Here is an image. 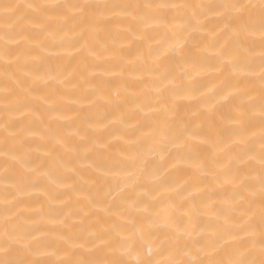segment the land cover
I'll list each match as a JSON object with an SVG mask.
<instances>
[{"label":"bare ground","instance_id":"bare-ground-1","mask_svg":"<svg viewBox=\"0 0 264 264\" xmlns=\"http://www.w3.org/2000/svg\"><path fill=\"white\" fill-rule=\"evenodd\" d=\"M224 2L227 0H0V4L19 5ZM62 11L71 17L75 10ZM164 13L162 24L148 28H133L129 19L109 13L90 39L98 54L103 45L107 55H90L79 43L86 25L55 17L48 21L49 31H44L37 26L40 10L27 7L17 10L13 21H22L24 29L22 36L19 29L14 32L21 43L9 45L15 54L4 58L0 39V227L7 186L9 198L19 205H9V227L19 224L33 231L41 229L36 235L51 244L44 249L50 254L41 258L52 264L70 258L73 252L79 255L81 238L104 231L113 220L129 215L140 219L142 214L130 207L139 199L163 208L181 197L189 206H199L203 198L212 197L210 209L202 216L184 218L185 227L194 225L198 233H205L206 245L217 239L214 228L219 232L239 218L232 187H219L215 177L205 172L210 167L219 171L211 164L213 155L226 163L228 153L243 154L249 143L259 152L258 112L252 132H245L246 124L240 129L226 119L242 103L239 94L247 87L259 89V37L248 57L256 69L252 80L232 76L227 69L222 73L201 71L194 79L184 80L189 98L180 101L178 116L191 118L193 112H201L207 118L192 124L198 135L185 147L171 148L161 158L151 149L168 139L172 113L171 105L157 102L154 81L158 70L167 66L179 73L189 56L198 66H213L218 63L215 48L225 39L219 22L204 18L202 10L166 9ZM3 28L0 13V37ZM178 44L184 47L171 56L170 50ZM226 80L237 86L231 91L238 98L230 97L225 103L221 102V89ZM117 91L119 99H112ZM236 139L244 143L234 145ZM13 156L26 164L17 163ZM6 160L12 183L4 179ZM21 175L25 177L22 189L16 187ZM109 208L112 211L106 213ZM149 246L154 249V259L168 258V253L156 252L158 245L150 241L143 245V256L148 255ZM124 258L134 264L135 251Z\"/></svg>","mask_w":264,"mask_h":264},{"label":"snow or ice","instance_id":"snow-or-ice-1","mask_svg":"<svg viewBox=\"0 0 264 264\" xmlns=\"http://www.w3.org/2000/svg\"><path fill=\"white\" fill-rule=\"evenodd\" d=\"M22 7L40 10L41 19L38 23L44 31H49V23L55 17H62L67 23L70 19L77 21L80 26H87L80 32V41L87 48L90 55H107V48L101 45L102 53H97L96 47L92 46L91 34L95 32L97 25L109 18V13L114 17H124L132 21V27L148 28L162 24L166 20L164 10L166 9H188L202 10L204 18H214L221 25L220 31L225 39L219 43L214 52L218 63L213 66L199 65L191 56L185 61L179 73L169 71L167 66H161L159 74L154 81V90L157 93V102L171 105L172 124L168 130V139L155 143L151 151H155L161 158L171 148H183L188 141L198 135L192 129V124L197 119L207 118L206 113L193 112L191 118L178 116L180 101L189 98V90L184 87L185 79H194L201 71L223 72L229 70L232 76L243 75L252 80L256 75V69L248 59L250 52L258 36L260 41L259 62V89L247 87L239 98L241 104L235 105V113L226 119L239 125L245 132H252L254 120L258 112L259 152H256L252 143H249L243 154L228 153L226 163H221L211 157V164L218 167L214 172L208 168L205 175L214 176L217 185L223 188L230 185L233 189L232 198L235 211L239 218L233 219L231 226L223 227L213 234L217 239L211 240L206 245L205 233H198L196 226L185 227L184 218L202 216L204 210L210 209L209 201L212 197H205L199 206L186 205L185 198L167 203L163 208L156 204H150L144 199L133 201L130 205L133 211L142 214L140 219L129 215L127 219L121 216L119 220H113L110 226L99 233H90L87 239L81 238L79 244L80 254L71 253L68 259H61L55 264H131L124 258L125 255L135 251L134 264H264V0H227L224 3H201L198 5L178 3H142V4H117V3H84V4H28L19 5L12 3L0 4V13L4 20L3 57L7 58L15 54L10 49L11 43L19 45L14 32L19 29V35H23L22 21H14L16 11ZM75 10L71 17L62 10ZM188 27H191V22ZM196 30V29H194ZM99 43V41H97ZM183 44H178L170 50L171 56H176ZM179 80V83L177 81ZM237 86L231 81H225L221 89V102H227L231 97L238 98L231 89ZM7 93V87H5ZM120 93H114L112 99H119ZM194 98V97H193ZM219 103V102H218ZM237 136L241 135L238 130ZM243 140H233L234 145H242ZM13 160L21 165L26 164L23 158ZM27 171H33L27 169ZM5 181L12 183L9 175V166L5 161ZM16 187L22 189L24 175L19 176ZM155 199V197H153ZM4 223L0 227V264H52L42 259L49 255L44 249L51 248V244L42 240L37 232L24 225L9 227L12 208L18 207L5 195ZM95 203V202H94ZM12 205V208L9 207ZM115 205H113V208ZM111 208L105 209L110 213ZM246 220L241 223V219ZM258 217V219H257ZM226 217L225 223L227 224ZM126 233H130L127 235ZM72 239L71 237L68 238ZM158 245L156 252L163 255L168 253L164 260L154 259V249L149 246L148 255L143 256V245L146 242ZM238 242V243H237ZM135 245V247H133ZM258 246V258L256 256Z\"/></svg>","mask_w":264,"mask_h":264}]
</instances>
